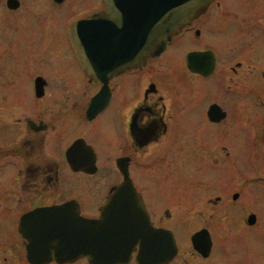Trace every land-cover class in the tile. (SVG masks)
I'll return each mask as SVG.
<instances>
[{"label":"flooded vegetation","instance_id":"flooded-vegetation-1","mask_svg":"<svg viewBox=\"0 0 264 264\" xmlns=\"http://www.w3.org/2000/svg\"><path fill=\"white\" fill-rule=\"evenodd\" d=\"M245 1L244 11L264 14V0ZM131 2L0 0V264H91L88 256L57 255L55 222L74 212L99 218L123 182L120 164L150 225L174 237V254L156 264H264V175L253 177L264 170L248 167L249 177L248 168L233 172L228 160L244 155L250 105L263 111L264 121V19L259 26L254 18L236 20L234 40L242 33L254 39L234 48L230 41L208 43V31L229 13L224 1L212 0L139 65L115 66L102 61L103 53L90 63L94 55L83 57L73 37L78 21L107 12L109 3L122 10ZM16 14H47L52 21L33 31L24 23L30 30L24 34L8 18ZM175 49L182 51L178 61L170 53ZM193 51L206 52L194 58L197 70L188 63ZM185 95L203 98L200 123L182 120ZM186 124L194 133L186 134ZM233 128L241 139L234 140ZM259 138L264 145V123ZM184 156L196 159L194 180L168 166L179 177L170 187L164 162ZM138 157L150 169L161 161V176L137 183ZM155 179L161 185L154 189ZM211 181L208 193L204 182ZM203 229L210 246L199 250L192 236ZM139 249L138 241L116 264H138Z\"/></svg>","mask_w":264,"mask_h":264},{"label":"water","instance_id":"water-1","mask_svg":"<svg viewBox=\"0 0 264 264\" xmlns=\"http://www.w3.org/2000/svg\"><path fill=\"white\" fill-rule=\"evenodd\" d=\"M132 1L131 7L127 4L128 8L122 10L109 3L107 12L78 21L73 37L83 57L84 54L94 55L90 63L100 62L98 57L103 53L102 61L115 66L126 62L139 65L147 56L161 53L166 42L212 0ZM205 53L193 51L188 54L192 69L197 70L191 66L194 58ZM89 70L87 66L86 71ZM93 70L98 73L97 67ZM120 169L123 182L101 207L99 218L86 219L74 212L72 217L55 222L52 241L58 247V256L82 255L88 256L91 264H116L127 260L131 247L138 241V264H156L174 254L171 231L150 225L126 167L120 164ZM56 214H63L60 207ZM249 222H252L251 216ZM208 239L207 231L203 229L192 236V243L202 250L203 246L209 248Z\"/></svg>","mask_w":264,"mask_h":264},{"label":"rangeland","instance_id":"rangeland-1","mask_svg":"<svg viewBox=\"0 0 264 264\" xmlns=\"http://www.w3.org/2000/svg\"><path fill=\"white\" fill-rule=\"evenodd\" d=\"M224 1L225 6L228 7V17L225 21H218V26L215 29H210L209 35L205 36V40L208 41V43H215V44H222L226 41H230L232 43V48L235 47L236 44L241 43V40L244 39H254L252 36L248 35L247 33H242L243 36L239 41H235L234 40V33L232 35H230V33L233 31V29L235 28V26L238 24V22H236V20H250L251 18H254V22L257 23V26H259V24H261L263 22L264 19V14H260L259 13H249L248 11H244L245 10V6H246V1L245 0H222ZM257 1V0H256ZM253 1L254 5H257V2ZM258 5H262L261 0H258ZM222 14H220L221 16ZM16 14V17L14 16H8V18H14V21L16 19V21L18 22V28H22L23 29V33H29V31H33V30H38L41 28L42 23L47 22V21H52V17L49 18V16L47 14H40L38 15V17H33L31 15H21L18 16ZM226 18V17H225ZM253 20V19H252ZM24 23L29 24L30 27L34 26L35 28H30L26 29L28 27H26L24 25ZM240 23V22H239ZM256 26V25H255ZM56 31V35H61V31L59 28L55 29ZM63 32V31H62ZM241 34V33H239ZM238 34V36L240 37V35ZM232 39V40H230ZM235 44V45H234ZM187 47V46H185ZM226 47H220V49H222V53H225V49ZM232 51V50H231ZM180 50H171L170 53L175 54L174 58L178 61L181 55ZM184 80H187V77L184 76ZM202 97H197V98H192L191 96L189 97L188 95H185L183 102L185 103V108H184V120L185 122H189V120L191 121H196L195 123H200V121L203 120V116H202V111H203V105H202ZM251 100V99H250ZM261 112L263 113L262 110L256 108V107H252L251 105L249 106V123L248 126L246 128L245 131V146L242 147L243 149V157L238 156L234 153L231 154L230 158H228V160L230 162H232V166H233V172L236 171V167L239 165L241 166H245L246 168L248 167H260L261 170H264V145H261V141L259 138V134H260V127L263 125L264 121H261ZM263 116V115H262ZM195 119V120H194ZM191 127H188V125L186 124V128H185V132L186 134H192L194 133V131L192 129H190ZM233 135H234V140L236 138V134L239 138L237 139H241L240 135L242 136V131L239 129H234L233 128ZM262 133V131H261ZM219 152V148L216 149V152ZM239 150V149H238ZM219 156V154H218ZM138 162L136 164V170L140 171L137 172L136 175V181L139 184H142V182L145 181L144 177H146V175H155L158 178L161 176V161H158L156 164H154L153 168L150 169L149 166H146V164L143 162H141V160H146V157H138L137 158ZM201 159H198L201 162ZM169 166L170 168H175V170H177V172H179V174H182L184 177H187L190 180H194L193 176L195 175L194 172L196 171L195 168L197 167V162L196 159L194 157L191 156H184L181 158H169L167 159L166 163L164 162V183L168 184L170 187H175L177 186V184L179 183V177H177L173 172L170 173V171H168L166 168ZM248 170L250 171L249 173V177L252 176L251 172L252 169L248 168ZM142 171V174H141ZM168 171V174H167ZM257 174L260 175H264L262 174V172L260 173H255L253 175V177H256ZM182 176V177H183ZM221 176L222 173H221ZM222 179V178H221ZM236 180V177H233V181ZM199 181H203V180H199ZM207 181V180H205ZM253 183L257 182L256 179L252 180ZM154 184H152L151 186L154 187V189L157 187H159L161 185V181L159 180H154L153 181ZM206 184V187L211 191H209L208 193H211L213 191L214 186L212 185V181L211 182H204ZM251 182H249V185ZM185 185V183H184ZM254 186V185H253ZM147 197H149L150 195H146ZM263 198V215H264V195L261 196Z\"/></svg>","mask_w":264,"mask_h":264}]
</instances>
